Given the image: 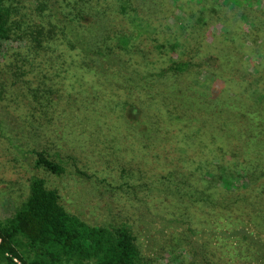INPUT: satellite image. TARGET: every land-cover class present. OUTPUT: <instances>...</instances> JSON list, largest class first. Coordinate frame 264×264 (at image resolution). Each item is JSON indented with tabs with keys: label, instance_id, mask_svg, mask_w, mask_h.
I'll return each instance as SVG.
<instances>
[{
	"label": "rangeland",
	"instance_id": "374dc122",
	"mask_svg": "<svg viewBox=\"0 0 264 264\" xmlns=\"http://www.w3.org/2000/svg\"><path fill=\"white\" fill-rule=\"evenodd\" d=\"M258 1L245 3L257 9ZM121 2L126 4L125 14ZM175 2L12 1L13 18L21 29L7 41L0 38V217L8 206L24 200L29 179L37 174L58 190L70 214L91 225L125 224L143 264H264V180H258L259 185L245 179L237 180L240 185L218 180L221 168L233 169L244 160L256 165L262 178L264 155L250 157L236 145L235 152L245 159L226 151L218 132L226 129L222 117L203 122L208 114L203 97L195 100L188 87L201 93L197 86L204 81L210 85L220 74L217 66L192 68L183 77L152 79L150 73L162 63L155 57L165 49L153 51L139 42L130 47L131 72L126 71L128 65L118 64L110 69L115 77L105 63L97 67L90 61L87 46L112 49L115 25L128 32L120 21L125 17L143 18L136 30L160 32L156 34L164 41L171 36L167 44L174 43L183 33V9L195 13L192 0ZM152 12L160 16L149 27ZM38 28L42 32L35 43ZM75 31L85 43L80 47L71 41L78 39ZM207 31L201 27L195 34L201 38ZM216 44L207 52L216 54L226 47ZM245 44L234 54L239 62L225 69L231 73L224 78H234L222 86L225 98L208 99L214 106L226 101L239 107L237 111L254 105L253 88L236 81L240 76L249 81L250 74L258 77L256 86L264 92V39ZM90 67L98 75L89 72ZM164 90L172 92L164 95L167 99L160 95ZM127 96L136 98L138 108L129 110L147 120V130L132 126L131 120L126 124ZM257 106V114L264 117V103ZM32 149L59 154L66 172L57 176L33 168ZM75 168L83 174H75Z\"/></svg>",
	"mask_w": 264,
	"mask_h": 264
},
{
	"label": "trees",
	"instance_id": "16d2710c",
	"mask_svg": "<svg viewBox=\"0 0 264 264\" xmlns=\"http://www.w3.org/2000/svg\"><path fill=\"white\" fill-rule=\"evenodd\" d=\"M12 1L0 0V38L3 41H7L15 30L21 29L20 24L16 23L13 18ZM179 1L177 0L175 3ZM120 8L124 13L126 4L121 2ZM190 9L195 13L183 9L184 12L181 14L183 21L181 31L183 33L174 39L175 42L172 44H167L171 36L167 38L168 41H164L162 35L157 36L156 34L160 32L136 30L138 20L141 18L129 19V16L127 18L125 17L127 15H121L125 18L120 21H124L129 33L122 32V29L119 30L115 25L117 32L114 33L115 42L113 44L115 46L112 49L99 47L95 50L90 46L82 48H87L89 54L92 55L89 57L93 66L98 67L105 63L109 72L112 67L118 64L128 65L126 71L128 70V67L132 65V60L129 61L128 58L133 59L130 56L132 52L130 47L138 42L150 46L153 51L163 48L165 49L164 53L155 57L158 58V62L162 61V63L158 66L155 65L158 69L156 72L150 73L152 79L168 76L183 77L192 68L205 67L209 70L214 69V65L217 66L215 70H218L220 74L218 73L212 83L207 85L204 81L197 86L201 93L197 94L195 89H192L193 85H188L193 91L192 93H195V100L198 101V96L203 97L202 104L208 111L203 122H208V119L210 122L220 121L222 117L221 124H224L226 129L218 130V132L226 146V151L236 156L237 152L234 149L236 145L243 154L260 158L261 155H264V117L257 114L258 111H261V106L258 107L257 103H264V92L256 86L260 79L258 81V77L250 74L252 77L250 81L244 80L243 76L236 80L244 81L253 88L251 95L255 103L247 108L240 107L236 111L239 107L226 101L218 107L208 99L214 102L225 98L224 94L222 95V86L225 87L226 81L234 79L231 76L228 79L224 78V75L231 73L229 70L225 72V69H227L226 67L231 69V64L235 65L239 62V57L234 55L235 52H238L247 42L264 39V0L257 2V9L246 4L245 0H192ZM224 12L227 13L224 14ZM159 16L160 13L155 15V12H152L148 16L149 24L147 26L150 27V24L156 22ZM193 17L197 19L193 21ZM142 19L139 23L144 21ZM209 24L212 30L207 31ZM201 27L205 28L207 32L201 38H197L196 29ZM41 32V28L34 31L33 41L35 43L40 41L37 35ZM165 34L168 35V33ZM79 36L81 34L75 31V38ZM71 41L79 47L80 44H85L80 43L81 38L74 42L73 39ZM216 43L226 44V47L221 46L216 54L207 52L206 48L211 45L215 47ZM110 49L111 51H109ZM125 55L126 57H124ZM234 57H237V60ZM162 58L163 60H161ZM240 61L242 60L240 59ZM89 69V72L98 75L93 67ZM128 72L131 71L128 70ZM111 74L116 77L114 70L111 71ZM212 75L214 77V74ZM134 77L137 79L136 75ZM208 81L211 80L208 78ZM171 93V91L165 92L164 90L160 95L163 97ZM180 94L183 95L184 92L181 91ZM232 94L234 95V93ZM235 96L239 97L240 95L235 93ZM164 98L167 99L165 96ZM184 98L191 101L188 96H182L181 100ZM134 101L136 98L132 96H127L124 101L128 106L125 115L126 124L131 120L132 126L140 124L142 129L147 130V120L138 116L137 112L129 110L131 106H138ZM253 106L256 109L249 110L250 107L254 108ZM130 114L136 117L132 118ZM261 151L263 152L261 153ZM32 153L34 154L33 168H42L46 173L57 176L66 172L65 161L59 154L53 157L43 149H32ZM237 154L245 159L241 153ZM247 163L248 161L244 160L241 166L235 165L233 169L221 168L218 180L230 185L236 180V184L240 185L241 182L237 180L245 179L251 184L259 185L258 180L261 182L264 180V176L260 177L263 172L260 171L258 174L256 165L250 164V167ZM73 172L78 176L83 174L78 168H75ZM261 182L259 183L261 184ZM7 210L8 212L0 217V264H143L132 234L125 224L107 221L105 224L91 225L81 217L70 214L61 204L58 190L49 187L44 177L37 174L31 175L28 193L24 200L17 206H8Z\"/></svg>",
	"mask_w": 264,
	"mask_h": 264
}]
</instances>
